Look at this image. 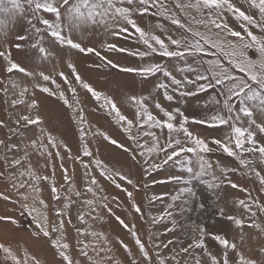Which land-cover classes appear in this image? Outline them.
<instances>
[{"label": "rangeland", "instance_id": "374dc122", "mask_svg": "<svg viewBox=\"0 0 264 264\" xmlns=\"http://www.w3.org/2000/svg\"><path fill=\"white\" fill-rule=\"evenodd\" d=\"M21 2L24 7L23 14L0 12V22H2L0 23V52L9 55L12 61L26 70L25 72L19 70L7 72L9 65L5 58L0 56V120L15 130L10 132L9 127H0V139L5 140V144L9 146L8 148L0 146V173H3L0 175V193L10 197L9 200L0 197V216H11L19 222L18 225H14L0 221V243L11 245L14 251L21 256H23L24 249H27L31 255H35L40 260L41 264H64L48 238L43 236L37 238L32 235L34 229L32 217L27 213L21 215L23 211L21 204L31 205L32 198L38 195L48 204L47 209L42 210L46 211L50 225L57 223L59 219L65 221L63 232H57L55 235L62 236L63 240L69 243V255L74 264H92V261L82 254L84 251H87L88 256H91L93 260L111 257L109 264H131L133 260L137 264H159L158 257L163 258L166 264H195L196 257L200 258L201 264H211L209 257L201 248L189 249L187 254L180 251L181 248L192 243L194 235H198L193 231L197 225H203L207 230L203 239L207 250L212 254L222 256L224 249L213 239V236L223 235L237 245L236 251L228 249L230 264H238V252L248 258L256 259L258 264H264V254L260 252V249L264 247V231L250 226L255 221L256 224L264 227V211L260 210L264 205V184L256 176L255 171L241 165L235 157L229 156L222 150H217V146L210 143L213 139H224L231 134L230 125L213 126L211 120V117L217 114L228 116L223 105L226 95L225 88L222 85H215V81L212 80L214 87H206L203 91H197L196 86L187 83L188 80H195L200 73L208 75L211 80L207 61L218 57L222 65L229 68L233 75H241L239 70L233 69L228 59L219 53L212 55L216 50L210 46H206V53H185L181 57H165L159 51L151 52L130 25H123L128 27L129 31L118 36L112 35L113 31L119 32V28L114 25L106 28L101 24L74 31L72 38L76 42L82 43L84 47L95 48L101 56L119 64L120 68L104 66V61L95 53H81L67 44H61L51 35L48 27L37 19V17H42L55 24L57 21L54 14L43 10L34 14L24 0ZM180 2L184 4L194 2V0H180ZM232 2L253 15L257 21L260 20L258 9L250 7L248 0H232ZM160 5H163L167 11L162 12ZM131 7L134 12L132 18L137 25L146 32L159 36L169 45L170 50L177 49L170 44L169 37L182 41L185 38L189 41L193 39L192 33L172 23L170 17L173 15L193 31L207 32L204 25L196 22L205 17L191 8L181 11L176 7V0H158L157 6L149 4L148 11L143 14L136 12V9L140 7L139 0H136ZM223 19L230 27L236 30L241 29L242 22L237 20L233 13L225 11ZM29 20L31 24L28 23ZM250 27L254 34L264 35L260 28ZM36 28L40 31L36 32ZM63 28L64 33H67L66 21ZM19 35H24L27 39L18 40ZM17 44L21 47L17 48ZM108 44H115L117 48L127 51L109 50L106 47ZM154 46L159 48L158 45ZM41 47L46 50V54L39 51ZM142 52L149 54L146 56L138 54ZM248 55L252 59H257L258 56L255 49H250ZM69 63L75 65L81 78L91 84L94 89L112 97L121 113L129 119H135L137 111V107L128 99L133 95L138 98L146 97L145 103L148 110L157 118L165 119L164 111H169L176 116L174 123L179 125L181 122L179 113L188 116L189 120L185 126L194 135L209 141V147L214 149L202 153L211 167L201 174L194 153L182 154L181 157L173 158L166 164H162L165 159L164 153L158 156L153 154L146 164V157L139 156L138 152L125 151L105 140L100 133H107L130 149L136 148L135 143L129 139V134L116 123L113 115L109 114V109L101 107L103 101H96L75 80L68 67ZM152 64L160 65L162 70L147 76L120 70ZM41 72L53 76L56 83L44 81L39 76ZM61 72L68 77L67 83L59 75ZM166 72L170 75H166ZM28 73L33 75H28ZM173 77L180 80L182 85L173 84ZM69 83L72 88L76 89L75 94L69 90ZM199 83L206 82L200 81ZM13 84L19 87L13 88ZM35 84L49 87L54 92L57 91L56 85L59 84L60 90L64 91L69 102L73 104V108H68L62 100L58 99V93L56 96H50L42 92L40 88L34 87ZM25 86L28 91L21 98L19 91ZM4 89H7V92ZM183 92L194 94L182 95ZM33 94L39 101V114L44 120L41 126L51 131L58 140H63L71 149V155L67 149L62 147L50 148L49 151L53 153L52 157L41 156L39 151L25 147L31 139L40 135V128L26 125L23 122L17 125L15 121L20 115L35 111L28 107ZM167 95H171L173 99H167ZM14 99H23L24 103L13 105ZM157 103L160 108L156 107ZM232 103L237 108L239 107V102L235 98ZM248 103L254 108L251 119H254L256 124L264 122V112L255 107L256 102ZM80 109L83 110L86 121L82 125L77 118V112ZM235 115L234 112L233 116ZM240 117L237 124L251 127L257 132V140L264 143V133L258 132L255 125L250 124L249 118L244 117L243 114H240ZM199 120H206L208 123L194 122ZM81 127L86 133L83 140L80 135ZM147 130H149L147 125H144L142 129L133 127L131 134L139 135L140 142L144 143L145 140L150 141L149 137L142 135ZM151 130L161 137L162 142L167 137L166 129L163 133L159 129ZM173 136L179 138L185 146H191L183 132L174 133ZM85 145L91 151L92 156L84 155ZM57 150L60 152L59 156L55 155ZM25 151L28 152L27 159H23ZM77 156L80 159H75ZM16 158L22 159L20 166L11 164V161ZM244 158L253 162L251 168L264 175V163L260 162L258 154L245 153ZM95 159L103 161L104 165L111 170V174L119 172L131 179L133 183L128 184L126 180L116 177V183L121 185L119 188L116 187L111 179L101 176V169L96 167ZM177 160L180 162L177 163ZM151 163L162 164V166L151 169L149 167ZM29 164L31 170L37 175L50 178L48 181L41 180L37 184L40 188L39 193H33L28 187L19 188L21 181L32 182L27 174L24 177L20 176L21 172L27 173ZM188 166L193 169L191 172L187 170ZM208 173L214 174L221 180H230L239 187L233 188L231 184L224 182L219 188L210 189L206 183L211 180V175ZM65 175L69 179L66 180ZM92 176L96 177L97 185H91L90 177ZM176 176L182 178L180 182L171 179ZM53 181L61 197L59 200L54 199L51 193ZM14 183L17 184L16 188H13ZM90 186L93 192L88 191ZM184 187L191 191L173 201L172 196L177 195L179 189ZM70 188L74 190H69ZM123 189L132 193L131 199ZM77 191L81 193L80 196L75 194ZM21 193L29 195V200L24 201ZM103 197H107V200H103ZM67 198H70L71 203L67 209H64V204L68 202ZM88 200H95L96 203L89 206ZM239 200H244L251 212L239 205ZM103 203H107L115 216H120L130 228L134 226L133 230L144 243L150 259L142 256L129 229L120 225L115 216L102 207ZM133 203L140 207V212L135 210ZM202 203L204 204L203 209L200 207ZM170 204L171 208H169ZM220 208L225 210L224 216L219 214ZM57 209H64L63 217L57 216ZM166 213H171V215H165ZM251 213H255V216L253 217ZM81 215L84 217L83 220L79 218ZM100 215L103 219L98 218ZM228 215L243 219L244 226L237 227L227 218ZM69 220L70 223H68ZM93 232L98 235L93 236ZM101 233L103 236L99 235ZM105 237H107V242H105ZM120 240L128 245L131 254L121 245ZM101 248H110L111 251L101 252ZM173 257H175L174 260ZM0 264H11V261L4 260L2 251H0Z\"/></svg>", "mask_w": 264, "mask_h": 264}, {"label": "snow or ice", "instance_id": "6c2138e0", "mask_svg": "<svg viewBox=\"0 0 264 264\" xmlns=\"http://www.w3.org/2000/svg\"><path fill=\"white\" fill-rule=\"evenodd\" d=\"M250 7L258 9L260 14V20L257 21L253 15L248 14L246 11L237 7L236 4L232 2V0H194V2L184 3L182 4L180 0H176V7L183 11L185 8H191L196 10L202 17H205L197 23L204 25L207 29V32H199L193 31L192 28L186 27L185 24L181 22L179 18L175 15L171 16L170 19L172 23L178 25L180 28H185L187 32L192 33L193 39L191 41L186 38L182 41L180 39H172L169 37L170 44L175 46L177 50H170L169 45L164 42L159 36L146 32L144 29L139 27L136 21L132 18L134 15L133 8L131 7L136 0H24L29 6V9L35 14L41 10L46 13H52L55 15L56 23H50L48 19H43L42 17H37L41 22L46 25L51 32V35L55 37L61 44H67L73 49L79 50L81 53H95L97 57H99L102 61H104V66H111L115 68H120L119 64L114 63L112 60L107 57L101 56L100 52L96 51L95 48L92 47H84L82 43L76 42L72 38V33L76 30H80L82 28L88 26L95 25H104L106 28H110L113 25L119 28V32L113 31L112 35L118 36L121 33H127L129 31L128 27L123 25H130L132 29L135 30L136 33L139 34V39L143 42L144 45L150 49L151 52L159 51L162 56L165 57H181L185 55V53H206V46H210L212 49L216 51L212 53V55H217L219 53L221 56L228 59L229 65L233 69H238L241 75H233L229 68L224 67L222 65L221 59L218 57L215 60L207 61L209 65L208 71L211 72V80L208 75L200 73L196 76L195 80H188L187 83L196 86L197 91H203L205 88L214 87L212 80L215 81V85H222L225 88V99L223 101L224 108L228 112V116H223L217 114L211 117L213 121V126L216 125H230L231 134L226 136L224 139H213L210 143L217 146V150H222L227 153L231 157H235L239 163L245 167L250 168V170L255 171L256 176L260 179L261 183L264 184V175L261 174L260 171H256L254 168H251L252 161L244 158V154H258L260 162L264 163V143H260L256 136L257 132L253 131L251 127H243L239 126L237 122L240 120V114H243L244 117L250 119V124L255 125L256 129L260 133H264V122L260 124H256L254 119H251L254 114V108L248 102H256L255 107L259 108L261 112H264V35H256L251 30L250 26H255L261 29V32L264 33V0H248ZM127 4L128 6H124ZM152 4L153 6H157L158 0H139V5L136 9V12L143 14L148 11V5ZM160 9L162 12H166L167 9L164 8L163 5H160ZM206 10V16H205ZM225 11L233 13L237 20L241 21V29L236 30L229 26L227 21L223 19ZM0 12L4 13H24V7L21 0H0ZM66 21L68 32L64 33L63 25ZM2 23V22H0ZM31 24V20L28 21ZM33 27H35L33 25ZM36 32H39L40 29L36 28ZM198 37V39H196ZM18 40L27 39L24 35H19L17 37ZM154 42V43H153ZM154 45H158L159 48ZM35 46V45H34ZM17 48L21 47L20 44L16 45ZM106 47L109 50L124 52L127 51L123 48H117L115 44H108ZM182 49V50H180ZM250 49H255L258 54L257 59H252L251 56L248 55ZM41 53L46 54V50L44 48H39ZM136 55L137 53H132ZM141 56H146L148 52L138 53ZM0 56H3L8 63V67L6 69L7 72L11 73L13 70H19L20 72H25L26 70L21 67L16 62L12 61L10 56L4 52H0ZM68 67L71 69L72 74L75 77V80L82 85L84 89H86L91 96L96 101H103L101 107L109 109V114L113 115V118L116 120V123L119 124L125 132L129 134V139L132 140L136 148L130 149L126 147L124 144H121L118 140L113 139L107 133H100L104 137L105 140H108L112 145H115L119 148L124 149L125 151H135L138 152L139 156L146 157L145 163H148V158H150L153 154L159 155L160 153H164L165 159L162 161V164H166L168 161L173 160V158L181 157L182 154L186 153H194L197 157V161L200 168V173L204 174L206 169L210 168L211 165L205 160V157L202 153H207L213 151L214 149L209 147V141L201 138L198 135H194L185 125L187 124L189 117L185 116L183 113L177 112L181 116V122L179 125L174 123L176 120V116L169 111H164L165 119L157 118L148 110L147 104L145 103L146 97H137L135 95L128 97L129 101L137 107V111L135 114V119H129L127 116L123 115L117 106L116 101L104 94L103 92L97 91L92 87L91 84L84 81L79 73L76 70L75 65L69 63ZM99 67V66H98ZM123 72L128 73H137L142 76H147L153 74L155 72H159L162 70L161 66L158 64H152L144 67H128L121 68ZM28 75H33L32 73H28ZM61 77L64 78L65 82H68V77L65 76L63 72L59 73ZM166 75H170V73L166 72ZM39 76L44 81H51V83L55 84L56 80L51 75H46L45 73H39ZM200 81H204L206 83H199ZM173 84L177 86H181L182 82L180 80L175 79L173 77ZM13 88L19 87V85L13 84ZM69 90L75 94L76 89L71 87V84H68ZM34 87L40 88V90L44 93H48L50 96H56L58 93V99L62 100L68 108H73V104L69 102L66 97L64 91L60 90V85L57 84V91H52L49 87L41 86L40 84H35ZM160 87H164V85H160ZM7 92V89H4ZM28 89L27 87H21L19 91V96L23 98ZM182 95H193L192 92H183ZM235 98L239 102V107L237 108L232 100ZM167 99L171 100L173 97L171 95H167ZM24 103L23 99H14L12 101L13 105ZM39 101L35 98L34 94L31 98V102L28 105L29 109L35 110L30 111L27 114L20 115L15 123L17 125H21L23 122L26 125H34L40 128V135L36 136L34 139L29 141V144L25 147H31L40 152L41 156L47 155L48 157H52L53 153L49 151L50 148H64L67 149L69 155H71V149L68 148V145L64 143L63 140H58L57 137L53 135L51 131L42 127L44 120L43 117L39 114ZM157 108H160L159 103L156 104ZM236 113L233 116V113ZM77 118L79 119L81 125L85 123V119L83 116V110L80 109L77 112ZM196 123L205 124L208 123L206 120L194 121ZM231 122V123H230ZM144 125H147L149 130L144 131L142 133L143 136H147L150 138V141L145 140L144 143L140 142L139 135H132L131 129L133 127L143 128ZM0 127H9V131H15L10 126L6 125L3 120H0ZM151 129H159L162 133L166 129L167 137L164 141H161V137L157 135L155 131ZM18 130V129H16ZM183 132L185 139L190 142L191 146H185L184 143L179 138H174L173 134ZM85 130L83 127L80 129L81 139L83 140L85 136ZM0 146L8 148L9 146L5 144V140L0 139ZM43 151H40V150ZM83 153L85 156H92L91 151L88 150L87 146L83 147ZM55 155L59 156V150L56 151ZM28 152L25 151L23 159H27ZM135 158V157H134ZM75 159H80L79 156L75 157ZM180 161L177 160V163ZM96 167L101 169V176H104L108 179H111L113 183L116 184V187H121L120 184L116 183V177H119L121 180H126L128 184H132L133 181L129 179L127 176L116 172L111 174V170H109L103 163V161L99 159H95L94 161ZM191 163L189 159V164ZM13 166H20L22 164V159L16 158L11 161ZM162 164L151 163L149 167L151 169H157L162 166ZM63 167V164H61ZM87 167V166H85ZM187 170L191 172L193 169L188 166ZM65 172L67 170L65 169ZM27 176L32 181L31 183L28 180H24L19 182V188H31L33 193H39L40 188L37 184L43 180L48 181L50 178L48 176H39L34 171L31 170V165L29 164V169L26 172H21L20 176ZM211 175V180L206 182L210 189H216L220 187V184L227 182L231 184L233 188L239 187L237 184L233 183L230 180H221L219 177L214 174L208 173ZM3 175V173H0ZM66 180L69 179L67 175L64 177ZM171 179L176 180L177 182L181 181V177H171ZM91 185H97L98 181L95 176L90 177ZM17 184H13V188H16ZM74 190V189H69ZM128 197L132 198V193L128 192L127 189H123ZM88 191L93 192V188L90 186ZM191 190L187 187L179 189L177 195L172 196V200H178L181 195L184 193L190 192ZM51 193L53 198L59 200L61 197L58 194V189L54 183H51ZM77 196H80V192H75ZM24 201L29 200V195H25L21 193ZM0 197L4 200H9L10 197L0 193ZM68 202L64 204V209H67L71 203L70 198H67ZM103 200H107V197H103ZM156 199V197H153ZM96 203L95 200H88L87 204L92 206ZM258 203V202H257ZM238 204L243 208L247 209L251 212L249 205L244 200H239ZM39 205V207H37ZM48 204L45 200L39 198V196H34L32 198L31 205L29 203H22L21 215L27 213L28 216L32 217V226H34L32 235L39 238L43 236L49 239L51 246L56 250V253L62 258L64 264H74L72 257L69 255L70 245L68 242L63 240L62 236H56L57 232H63L65 221L63 219H59L57 223L50 225L48 222V216L46 211L42 209H47ZM102 207L107 209V212L114 215L112 209L108 206L107 203H103ZM133 207L137 212H140L141 209L138 205L133 203ZM172 205H169L171 208ZM200 207L203 209L204 204L202 203ZM64 209H57V216H64ZM261 211H264V205L260 208ZM219 214L221 216L225 215V210L223 208L219 209ZM165 215L170 216L171 213H166ZM254 217L255 213H251ZM81 220L84 219L83 215L79 217ZM98 218L103 219V216L100 215ZM229 220L233 221L237 227L244 226V220L238 218L236 216L228 215ZM116 221L119 222L124 228L129 229L131 236L135 239V244L139 247V251L145 259L149 258V253L145 249L144 243H142L140 237L137 235L136 231L133 228H130L128 224L120 216H115ZM163 219V217H160ZM0 221L10 222L14 225H18V221L15 220L11 216H0ZM71 221L69 220L68 223ZM154 223L156 220L154 219ZM175 225V221L172 222ZM251 227L260 229L264 231V227L260 224H256L253 221L250 224ZM79 231V230H78ZM194 233L198 235H194L192 243H190L187 247L181 248V252L187 254L189 249L192 248H201L204 250L205 254L209 257L211 264H230V257L228 253V249L236 251L237 245L234 242H230L228 238L223 235H214L213 239L219 243L224 249L222 256L218 257L217 255L212 254L207 250L203 237L207 234V230L203 225H197L193 229ZM93 236L98 235L93 232ZM103 236V233L99 234ZM105 242H107V237L104 238ZM121 245L131 254V250L128 249V245L124 244L122 240L119 241ZM87 248V245H85ZM0 251L4 253V260L11 261V264H41L40 260L36 258L35 255H31L27 249H24L23 256L18 255L16 251L9 244L0 243ZM101 252L103 251H111L110 248H101ZM260 252L264 254V247L260 249ZM84 256L88 257L92 264H109L111 261V257H104L100 260H93L91 256H88L87 251L82 253ZM238 256V264H258L256 259L248 258L243 253H237ZM159 264H166V261L163 258H159ZM173 260L175 257L172 258ZM131 264H137L135 260L131 262ZM195 264H201V260L199 257L195 258Z\"/></svg>", "mask_w": 264, "mask_h": 264}]
</instances>
